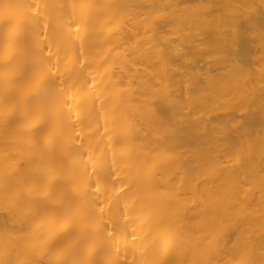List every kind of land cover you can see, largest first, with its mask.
I'll return each instance as SVG.
<instances>
[{
	"label": "bare ground",
	"instance_id": "obj_1",
	"mask_svg": "<svg viewBox=\"0 0 264 264\" xmlns=\"http://www.w3.org/2000/svg\"><path fill=\"white\" fill-rule=\"evenodd\" d=\"M0 264H264V0H0Z\"/></svg>",
	"mask_w": 264,
	"mask_h": 264
}]
</instances>
